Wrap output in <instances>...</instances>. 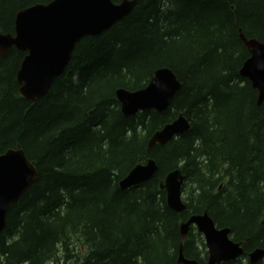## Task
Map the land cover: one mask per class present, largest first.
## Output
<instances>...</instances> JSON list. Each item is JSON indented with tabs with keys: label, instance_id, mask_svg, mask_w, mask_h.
<instances>
[{
	"label": "trees",
	"instance_id": "1",
	"mask_svg": "<svg viewBox=\"0 0 264 264\" xmlns=\"http://www.w3.org/2000/svg\"><path fill=\"white\" fill-rule=\"evenodd\" d=\"M53 1L0 0V35L15 34L20 12ZM241 35L264 43V0H139L83 39L36 103L20 96L26 54L0 57V155L21 149L38 171L9 211L0 264H176L181 224L206 212L244 242V258L223 264H251L248 255L264 250V104L240 75L250 58ZM162 68L184 86L171 107L124 117L116 91L142 90ZM181 114L190 130L148 156L150 138ZM149 158L156 176L121 189ZM176 170L185 177L181 214L160 189ZM183 244L187 259L207 264L197 230Z\"/></svg>",
	"mask_w": 264,
	"mask_h": 264
},
{
	"label": "water",
	"instance_id": "2",
	"mask_svg": "<svg viewBox=\"0 0 264 264\" xmlns=\"http://www.w3.org/2000/svg\"><path fill=\"white\" fill-rule=\"evenodd\" d=\"M138 2L123 0L115 4L112 0H54L48 5H36L20 12L16 18L14 36L0 35V57L14 48L26 54L17 76L21 86L20 96L31 103L45 97L55 81L65 73L77 45L87 37H98L110 30L128 17ZM240 38L250 53L240 74L258 92V104L263 105L264 43L249 40L244 35ZM183 87L171 69L162 68L154 72L146 88L139 91L119 89L116 91V99L126 118L148 111L163 113L171 107ZM190 128L189 121L181 114L176 121L153 135L148 142L147 154L150 156L156 145H167ZM157 172L155 161L150 159L131 170L119 186L123 190L131 189L149 182ZM37 180L38 171L24 151L9 150L0 155V233L6 229L12 206L19 202ZM184 182L185 177L177 170L169 174L160 186L166 192L168 208L177 214L187 208L182 199ZM193 226L205 237L208 264L229 263L244 255V243H234L230 239L231 230L217 229L207 213L194 216L181 226L183 240ZM263 258L264 250H256L249 256L252 264ZM176 264L200 263L187 259L181 245Z\"/></svg>",
	"mask_w": 264,
	"mask_h": 264
},
{
	"label": "bare ground",
	"instance_id": "3",
	"mask_svg": "<svg viewBox=\"0 0 264 264\" xmlns=\"http://www.w3.org/2000/svg\"><path fill=\"white\" fill-rule=\"evenodd\" d=\"M241 72V71H240ZM241 75V74H240ZM8 152V151H7ZM207 213V212H206ZM208 214V213H207ZM209 215V214H208ZM211 218V217H210ZM1 234V233H0Z\"/></svg>",
	"mask_w": 264,
	"mask_h": 264
}]
</instances>
